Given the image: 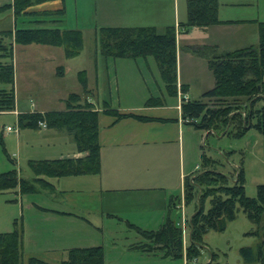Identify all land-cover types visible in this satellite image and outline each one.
<instances>
[{"label": "trees", "instance_id": "16d2710c", "mask_svg": "<svg viewBox=\"0 0 264 264\" xmlns=\"http://www.w3.org/2000/svg\"><path fill=\"white\" fill-rule=\"evenodd\" d=\"M45 1L48 0H13L0 5V12L13 8L16 16L26 17L22 20L24 24L16 26L15 29L0 30V83L4 84L0 87V109H14L16 106L14 43L37 42L62 46L67 57L79 55L84 46L82 29L48 25L49 22L62 20L65 6L41 11L31 9L34 4ZM218 10V0H188L187 20L180 25L188 32L193 26L204 27L228 22L229 20L219 18ZM34 21L38 26H25V23ZM259 28L260 40L257 45L243 46L209 56L215 84L201 97L185 99L182 102V115L187 122L196 128L221 130L235 136L243 135L249 129L248 125L264 133V104L257 106L259 101L264 100V21L260 22ZM96 34L98 49L106 57L137 58L152 55L157 61L167 92L177 95L175 26H168L163 32L152 25L101 26ZM202 47L199 52L206 53L204 47L210 46ZM63 73V65L58 66V74ZM78 77L84 94H88L90 89L87 70H79ZM240 96L246 97V113L242 110L241 102L236 99ZM229 97H234L238 102ZM152 100L162 102L159 98ZM65 105L64 109L19 112V124L38 128L43 121L48 127L66 129L73 135L78 150L88 153L80 157L30 158L29 165L35 174L33 178L21 175L15 167L0 171V193H34L41 186L53 189L54 185L46 176L100 172V110L78 92L69 93L65 98ZM104 106L105 112L118 118L132 114L121 113L108 100ZM0 143H3L1 135ZM219 163L218 159L203 153L204 168L185 180V202H193L195 205L188 220L189 241L186 245L182 225L171 216L158 229L148 230L134 223L130 224L149 240L150 248L160 249L164 255L173 258L186 255L191 261L200 255L205 244L204 234L211 229L225 230L228 221L235 219L238 211L243 209L250 220L257 224L254 233L261 234L263 230V239L257 253L252 246L241 248L246 261L243 264H264V183H258L256 195L250 196L246 192L243 162L231 174L217 170L214 165ZM207 199L210 201L208 208L205 207ZM23 231L18 222L12 230L0 231V264H105L104 247L101 244L72 247L68 256L58 262L46 261L36 255L25 258ZM218 256V252L212 251L210 261L205 264H228L221 262Z\"/></svg>", "mask_w": 264, "mask_h": 264}, {"label": "rangeland", "instance_id": "374dc122", "mask_svg": "<svg viewBox=\"0 0 264 264\" xmlns=\"http://www.w3.org/2000/svg\"><path fill=\"white\" fill-rule=\"evenodd\" d=\"M187 1L188 0H178L177 4L179 5L180 22L187 20ZM218 1L219 18L229 21L220 23L208 31L193 26L189 34L181 35V44L178 43V48H187L189 46L188 43L191 42H216L219 46L216 44H198L193 46V49H195L194 51L196 52L198 49L197 52H199L203 49L202 46L209 45L210 47H204L207 50L206 53H199L212 57L215 53H223L237 49L236 47H243V45L258 44L260 40L259 24L261 21H264V0ZM74 7L75 0H70L69 19L73 24L83 29L85 37L84 49L82 48L83 51L81 50L82 53L80 52L81 54L79 56L67 59L63 55H57L52 59L45 60H42L40 56L37 60L30 61L28 55H35L40 49L30 50V48H28L30 46L17 43L15 55L16 78L14 84L17 88V107L19 106L20 109L28 111L32 105L38 110L64 108L65 101H61V97H64L66 93L71 91L81 92L82 86L80 85L78 77L79 70L86 69L87 67L89 68L92 62L90 56L92 57V55H95V52H99V56L102 54L98 49L99 47L96 41L97 29L101 26V22L105 23L108 20V22H111L110 19L115 18L117 10L111 12L108 10V13H104L102 10L101 12L99 11L97 18L98 25H96L90 17H84L86 12L82 13V15L77 18ZM2 15L3 14L0 12V17H2ZM4 16L5 14L3 17ZM167 16V19H169V17H171V20L174 18L173 7H171V11L167 13ZM124 17L125 16L122 18ZM28 18L30 19L31 17ZM118 18L119 16L116 19ZM124 19L130 20L128 17ZM21 20H23V17ZM179 21L173 20L172 23H169V26L176 27V32ZM8 24H12L11 19L7 16L3 19L0 18V28ZM17 24V26H20L24 23L20 22L19 19ZM48 25L54 24L53 22H49ZM25 26H38V23H36V21L28 22L25 23ZM167 27L168 26L160 28L161 32L165 31ZM182 51L186 52L185 50ZM184 52H182L184 54L183 75H186L185 70L188 65L185 62L186 54ZM102 55L100 57H103ZM150 57L152 61L156 63L157 69H155V67H153V69H155V74L157 75L162 89L166 96H168L170 94L167 92L160 76L157 62L152 55H150ZM128 58L130 60H128ZM133 59L135 58L124 57V60L121 61L126 64L131 62V65L119 67L118 71H112L109 77L105 69H102L99 86V99L101 101L110 99V97L118 93L125 102L133 101L139 104L142 103L143 98L146 96L152 99V96L148 92L149 89L145 84L146 82L143 80L144 78L139 75L140 73L137 67L135 68L132 64L134 61ZM101 62L102 60H100V63ZM56 64L65 65V74L63 76L58 74ZM199 69L200 65L199 68L197 67L194 70L196 83L200 81L202 75ZM5 85L7 87L9 86L8 84ZM132 90H134V94L133 92H129ZM129 93L131 94L128 95ZM196 96H198V94ZM229 99L235 102L239 100L243 107L242 110L246 113L245 96L236 98L238 100H235L234 97H229ZM9 125L13 127L12 131L7 129ZM198 129L200 131L197 130L198 134H194L193 137L194 141H197V135H199L200 143H198V146L196 144L193 145V152L187 164L190 165L192 163L191 168H194L198 163L200 165L202 163L203 150H205L208 155L220 159V163L222 161V165H225L226 170L230 169L233 171L234 167L232 163L241 164V162H243L246 175V192L250 196H255L257 193V184L264 183V133L255 127H250L241 136L224 133L216 129ZM41 131L42 130L37 128L21 126L18 121L17 113L11 109H0V135L3 137V143H0V171L15 167L20 169L23 176L33 178L35 174L29 165V159L45 158L44 148L46 144ZM201 132L203 134H201ZM68 145V138L63 134V140H60L55 147L62 148ZM54 150H58V148ZM54 150L47 151L52 153L55 152ZM229 151H232V155L228 159L227 152L230 153ZM214 167L217 169V165H214ZM78 179V176L69 175L61 180L56 179L54 181L59 189H62V187L68 189L69 195L78 197L83 193L80 189L84 188L75 183ZM176 181L177 180L174 182ZM41 188L43 189L44 187L41 186ZM140 198L143 200V205L140 207V210L143 207L150 206L152 208L153 206L157 208L160 206L151 203V197L146 194H140ZM181 203H184V205L180 206L179 210L173 207L170 211L166 209V212L167 216L169 215L180 222L183 217L186 218V224L182 226L185 243L187 239H189L187 235V230L189 228L187 218L193 213L195 205L193 202L187 204L185 200H181L179 205ZM50 205L62 206L57 205L55 202H51V200L49 201L48 198L43 196L42 192L24 193L23 195H19L13 191L0 193V231L12 230L15 227V223L18 222L19 226L24 229V253L26 255L30 253V251L38 252L40 255L36 256L41 257L43 255L59 261L61 258L67 256L69 249L72 247L101 244L104 247L105 264L186 263L185 256L180 258L162 257L157 254L146 253L142 250L131 248L132 245L139 241L136 238H141L142 236L137 232L134 226L130 225L132 228H126L124 223H121L117 218L106 216L105 213L101 212L96 216H90L88 220L81 217L69 220L64 218H53L57 216L40 211L39 208L40 206ZM209 206L210 201L207 199L205 207L208 208ZM142 212H144V210L140 211V215L144 214ZM140 220L143 219L140 217ZM141 222L158 229L163 222V217L159 216L151 219L149 222ZM256 228L257 224L250 220L243 209H240L237 217L228 221L225 230L211 229L204 234L205 244L201 249L200 255L196 258L197 260L199 259L198 264H204L212 251L218 252V258L223 263H245V257L242 255L241 248L244 246H252L257 253L259 244L263 239V230H261V234H257L253 231ZM43 256L41 258H43ZM25 258H27V256H25ZM191 264L195 263L191 262Z\"/></svg>", "mask_w": 264, "mask_h": 264}, {"label": "crops", "instance_id": "0c3cea01", "mask_svg": "<svg viewBox=\"0 0 264 264\" xmlns=\"http://www.w3.org/2000/svg\"><path fill=\"white\" fill-rule=\"evenodd\" d=\"M12 1L13 0H0V5ZM177 3L178 0H75L74 10L77 13V18H79L82 13L86 12L84 17H90L96 25H98L97 18L99 11L101 12L102 10V12L108 13V10H110V12L117 10V12L115 13V18L110 19L111 22H108V20L105 23L101 22L102 24L100 25H152L155 26L159 31H161L160 28L169 26V23H172L173 20H180L179 5ZM61 6H65L66 9L64 17L61 21H55L53 22V24L60 26L61 28L82 29L79 26H76V24H73V22L69 19L70 0H48L45 2L34 4L33 6H31V9L33 11H41L45 9L58 8ZM171 7H173L174 9V18L172 20L170 19L171 17L167 19V13L171 11ZM1 14H5L4 17L3 15L2 17H0L1 19L7 16L9 19H11L12 24L3 26V28H0V30L15 29L18 25V20L20 19V22H22V16H16L13 8L5 9L1 11ZM118 16L119 18L116 19ZM123 16L128 17L130 20H125V17L122 18ZM24 18L26 17H23V19ZM180 23L181 22L179 21L177 29V95L166 96L160 82L157 79V75L155 74V69H157L156 63L155 61H152L150 55L137 57L133 59L134 61L132 63L135 68L137 67L140 73L139 75L144 78L143 80H145V84L149 89L148 92L152 96V98L162 99V102H155L152 99H149V96L143 98L142 103L139 104L133 101L125 102L122 96L119 95V93L117 95L114 94V96L110 97L111 100L104 99L101 101L99 99V86L101 81L100 78L102 75V69H105L109 77L112 71L117 72L119 67L126 65L130 66L131 62L128 64L123 63V61L121 60H124V57H106L102 54L101 55L103 57H100L101 55L99 56V52H95V55H92V57L90 56L92 62L90 63L89 68H86L88 75V87L90 89V92L85 95L83 86L79 81L82 89L81 92L78 91V93L83 94L84 98L87 97L88 100L93 102L96 108L100 110L99 137L101 143V170L98 173L75 175L79 177V179L75 183L80 187H84L83 189H80L83 191V193H81L78 197H72L71 195H69L70 193L68 189H65L63 187L62 189H59L56 182L54 181L56 179L61 180L65 176L69 175L46 176L47 180H49L54 185V188L44 189L46 188L44 187L43 189L41 188V190H39L38 192H42L43 196L48 198L49 201L51 200V202H55L57 203V205L62 206H40V211L48 212L54 216H57L53 218H64L67 220L72 218L77 219L79 217L88 220L90 216H96L99 212H101L105 213L106 216L117 218L121 221V223H124L126 228H132L130 226V223H134L144 229L150 230L155 228L146 225L141 221L149 222L155 217L162 216L164 222L169 216H167L166 209H169L170 211L171 208L176 207V209L179 210L180 206L184 205V203H181L180 205L179 203L181 202V200H185L186 178L188 176L195 175L196 173L201 171L204 166L202 163L200 165L198 163L194 168H191L192 163L190 165L187 164V161H189L188 159L193 152V145L196 144L198 146V143H200V139L199 135H197V141H194L193 136L194 134H198L197 130L199 129L184 119L182 115V102L185 99L201 97V95L205 91L212 88L215 84L214 72L209 67V56L199 53L197 52V50L195 52L193 46L198 44H216L219 46V44L216 42L199 41L195 43H188L189 46L187 48H178V43H180L181 35L189 34L193 28L191 27L188 32H185ZM219 24L220 23L211 24L204 27H197L208 31L209 29ZM23 45L30 46L28 47L30 48V50L40 49L38 50V52H36L35 55H28L30 61L37 60L40 56L42 57V60L52 59L57 55H63L67 59H72L82 53L81 52L75 57H67L62 46L42 44L37 42ZM16 46L17 43H14V67ZM182 50H185L186 52ZM182 52L186 54L185 62L188 65L187 69L185 70L186 75H183L184 54ZM100 60H102L101 63ZM128 60L130 59L128 58ZM60 65H63L64 73L59 75L63 76L65 74V65L56 64L57 69ZM199 65V71L202 75L200 81L196 83L194 70L197 67L199 68ZM153 67H155V69H153ZM2 85L4 84L0 83V87H2ZM14 90L16 97V106L11 110L16 112L18 115L19 112L25 110L20 109L19 106L17 107L18 103L16 85L14 86ZM133 91L134 90L129 92ZM71 92L66 93L64 97H66ZM134 93L135 92H133V94ZM130 94L131 93H129L128 95ZM197 94L198 96H196ZM64 97H61V101L63 102L65 101ZM107 100L110 101L111 105L117 108L121 113L126 112L132 114L118 118L116 115L105 112L104 103ZM258 103V107L262 106L264 104V100H261ZM35 110L38 109L35 108L34 105H32V107L28 111ZM44 110L46 109L39 111ZM137 115H142L147 118H139ZM37 129L42 130L41 132L44 136V141L46 144V147L44 148L45 158L80 157L88 153L87 151H80L78 150V148H76V142L73 135L70 134L66 129H58L42 125ZM63 134L67 136L69 145L62 148L55 147L60 140H63ZM201 134L203 133L201 132ZM57 148L58 150H54ZM47 150H54L55 152L50 153ZM203 153H206L205 150H203ZM231 155V153L227 152L228 159L229 157H231ZM232 164L234 167L233 171H231L230 169L226 170L225 165H222V161L217 165V170L231 174L232 172H234L235 168L240 165L234 163ZM21 173L22 172H20V174ZM175 180L177 181L174 182ZM17 194L20 195L21 193ZM140 194H146L147 196H150L152 199L151 203L160 206L157 208H154L153 206L152 208L150 206L143 207L141 208V210H144V212H142L144 214L140 215V207L143 205V200L142 198H140ZM152 209L154 210V212ZM140 217L143 220H140ZM189 218L187 219L189 220ZM137 232L141 234L138 230ZM187 235L189 238V228L187 230ZM141 236L143 238L137 237L136 239L139 241L132 245L131 248H136L146 253L157 254L162 257H171L164 255V252L160 249L150 248L148 245L149 240L146 239L142 234ZM188 241L189 239H187L184 244H187ZM37 253L30 251V253H28L27 255L24 253V255H40L39 253ZM184 256L186 259L185 264H191V262L198 264L199 259L189 261L186 255ZM66 257L61 259H65ZM43 258L52 262L59 261L46 256H43ZM210 259L211 255L208 257L205 263L210 261Z\"/></svg>", "mask_w": 264, "mask_h": 264}, {"label": "built area", "instance_id": "2783aa9c", "mask_svg": "<svg viewBox=\"0 0 264 264\" xmlns=\"http://www.w3.org/2000/svg\"><path fill=\"white\" fill-rule=\"evenodd\" d=\"M40 123H41L42 126H47L46 123L43 122V121H41ZM7 129H8V130H12L13 127L9 125V126L7 127ZM185 221H186V218L183 217L182 221H181V222L179 221V223H180L182 226H185V224H186ZM187 221H188V219H187Z\"/></svg>", "mask_w": 264, "mask_h": 264}, {"label": "water", "instance_id": "95a60500", "mask_svg": "<svg viewBox=\"0 0 264 264\" xmlns=\"http://www.w3.org/2000/svg\"><path fill=\"white\" fill-rule=\"evenodd\" d=\"M247 127H248V128H250V127H251V125H248Z\"/></svg>", "mask_w": 264, "mask_h": 264}]
</instances>
